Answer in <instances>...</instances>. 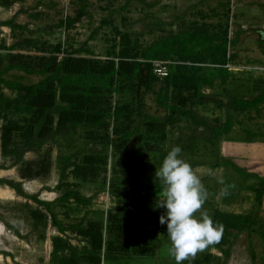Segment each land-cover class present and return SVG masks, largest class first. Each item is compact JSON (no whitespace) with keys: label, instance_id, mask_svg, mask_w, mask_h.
<instances>
[{"label":"trees","instance_id":"obj_1","mask_svg":"<svg viewBox=\"0 0 264 264\" xmlns=\"http://www.w3.org/2000/svg\"><path fill=\"white\" fill-rule=\"evenodd\" d=\"M17 1L20 0H0V7L9 8ZM86 15L87 3L79 0L75 15L59 20L52 27L69 29ZM149 24L159 29L165 23L152 18ZM0 26L27 28L12 18L1 21ZM115 32L128 45H122L114 58L95 57L86 47L87 43L65 51L61 57L58 55L60 44L49 56L0 53V151L2 157L9 160L8 165L1 163L0 169L16 166L22 178L18 181L0 177V186H7L17 196L33 202L35 207L29 210L33 221L44 225L48 219L55 228L57 233L51 237L50 252L53 264H117L135 255L154 257L164 242L158 236L157 217L163 208L157 207L161 196L150 183L133 189L138 178L140 153L146 148L156 154L155 163L159 166L169 151L165 146L169 139L168 127L176 131V143L186 138L187 149L193 152L198 142L213 145L223 135H228L236 113L258 111L264 105V77L255 78L244 93L237 90L239 85L235 87L230 81L234 74L226 65L235 54H230L228 47L239 44L242 29L229 39L228 27L218 32L208 26L193 25L172 35L157 37L144 48L139 44L142 33L131 41L127 34ZM95 34L93 30L89 39ZM258 42L264 52V38H259ZM24 45L41 46L35 39H27L10 48ZM1 48L4 45L0 44ZM153 61L166 62L165 77L152 72ZM11 71L40 78L25 83L22 76L7 78ZM240 84L245 87L244 82ZM148 92L152 93V100L163 115L143 113L144 96ZM124 93H128L127 99ZM209 105L223 111L222 122L216 117L210 121L199 112L198 107ZM136 113L142 121L131 127ZM79 130H82L84 145L58 156V182L54 187H45L47 191L56 192L57 197L48 201L39 198L37 193H27L22 181L47 177L53 146L72 147V138ZM134 136L146 139L126 153L125 173L108 176L112 152L116 155L122 151ZM254 137L264 139V130L248 133L246 139L251 141ZM28 152L35 153L37 158L25 160ZM218 165L229 167L245 181H255L247 186L253 193V206L246 213L214 209L211 218L223 227L220 240L183 264H228L233 245L243 233L249 239L251 262L264 264V249L257 257L252 239L255 236L264 245V219L260 215L264 177L247 172L230 160L223 159ZM68 177L108 185L113 203L105 217L101 212L97 218L87 217L86 213L76 222L65 223L60 219L63 210L58 211L56 207L63 209L71 204L88 207L92 202L91 197L81 194L79 183L69 182ZM224 187L228 190L224 197L233 195L236 186L232 182H224ZM6 225L20 235L14 226ZM71 235L78 239V244L72 243ZM211 248H216L221 256L212 255ZM0 253L9 256V253Z\"/></svg>","mask_w":264,"mask_h":264},{"label":"rangeland","instance_id":"obj_2","mask_svg":"<svg viewBox=\"0 0 264 264\" xmlns=\"http://www.w3.org/2000/svg\"><path fill=\"white\" fill-rule=\"evenodd\" d=\"M85 2L88 15L69 29L52 26L65 17H73L79 7V0H20L9 8L0 7V22L12 18L15 23L25 24L27 27L22 30L0 26V44L4 45L0 53L3 55L49 56L54 47L60 44L61 52L58 55L61 57L65 51H72L87 43L86 47L93 52L95 57L114 58L122 45H128L120 39L115 30L120 34H127L131 41L142 33V36H139L141 37L139 44L144 48L157 37L169 36L193 25L208 26L209 29L218 32L228 27L229 39L233 38L236 31L244 30L240 35L239 44L236 47H228V52L235 54V58L226 65L234 74L230 78L231 84L236 85L235 87L239 85L237 90L244 93L250 89L255 78L264 77V52L258 44V39L264 37V0H85ZM36 14L38 16H35ZM152 18L162 20L165 24L159 29L153 28L149 24ZM93 30H96V34L90 40L89 37ZM27 39H35L41 46L32 48L24 45L20 48H10L14 43ZM81 55L86 56L87 54L82 53ZM17 76H22V81L25 83L35 82L40 78L18 71H11L6 77ZM242 82L245 87L241 86ZM157 86L158 84L155 85V89ZM204 91H210V89L204 88ZM127 94H123L125 99L128 97ZM152 98V93L145 94L143 113L163 115L162 110L154 104ZM198 109L210 121H213L215 117L220 122L224 120L223 111L211 105L204 108L198 107ZM133 117L135 119L131 120V127L142 121L140 116L137 117V113ZM258 130H264V105L258 111L236 113L233 128L228 135H223L213 145L198 142L193 152L187 149L186 138L177 144L176 131H173L171 127L166 129L169 137L165 144L166 148L170 150L174 146L181 147L182 158L192 166L208 193L207 200L195 215L200 216L201 213H207L211 217L214 209L246 213L252 208L253 193L247 186L255 181L253 179L245 181L238 173L218 163L223 159L230 160L245 171L264 177V139L262 137H254L251 141L246 139L248 133ZM145 139V137L134 136L127 142V147L123 149L124 151L122 150L123 152L120 151L116 155L112 152L107 166V175L124 174L126 153ZM71 143L72 147L65 144L61 147L53 146L52 165L47 177H34L22 181L27 193H37L39 198L48 201L57 197L56 192L47 191L45 187H54L58 182V156L84 145L82 130L73 136ZM24 158L32 160L37 157L35 153L28 152ZM138 160V178L133 189L150 183L154 192L161 196L162 185L155 177V172L160 167L155 163L156 154L144 148ZM1 163L8 165L9 160L4 159L0 151ZM211 163L216 165L211 166ZM0 177L22 180L16 166L0 169ZM220 178L236 186L233 189V195L228 197L221 195L222 184L218 182ZM68 179L69 182L79 183L81 194L91 197L92 202L88 207L74 204L63 209L60 206L56 207L58 211L63 210V213L59 214L60 219L65 223L76 222L86 213H88L87 217L97 218L101 212L105 217L106 210L113 203L108 192V185L80 182L79 179L72 177ZM133 194L132 192L131 195ZM34 207L31 200L17 196L7 186H0V251L9 253V256L0 253V264H53L50 260L51 237L57 232L48 219L44 225L32 220L29 210ZM164 212L165 209L159 211L158 220ZM260 215L264 219V197ZM6 223L14 226L20 235L17 236ZM158 236L164 239V242L154 257L135 255L125 257L117 264H176L169 252L171 242L166 234V225L160 224ZM70 238L72 243H79L74 235ZM255 238V236L252 237L253 247L257 257H260L264 245ZM248 242L246 233L239 236L233 245L228 264H253L248 252ZM209 252L212 255L221 256L216 248H211Z\"/></svg>","mask_w":264,"mask_h":264},{"label":"clouds","instance_id":"obj_3","mask_svg":"<svg viewBox=\"0 0 264 264\" xmlns=\"http://www.w3.org/2000/svg\"><path fill=\"white\" fill-rule=\"evenodd\" d=\"M181 152L180 146L172 147L155 172L157 182L162 185V199L158 200L157 207L165 209L159 223L166 225L171 242L169 252L176 264H182L217 243L223 231L222 225L214 223L207 213L195 215L207 200L208 193ZM218 182L223 184V178ZM227 191V187L222 188L221 195H227Z\"/></svg>","mask_w":264,"mask_h":264},{"label":"built area","instance_id":"obj_4","mask_svg":"<svg viewBox=\"0 0 264 264\" xmlns=\"http://www.w3.org/2000/svg\"><path fill=\"white\" fill-rule=\"evenodd\" d=\"M152 72L162 78L165 77L168 73L166 62L163 61H153L152 63Z\"/></svg>","mask_w":264,"mask_h":264},{"label":"flooded vegetation","instance_id":"obj_5","mask_svg":"<svg viewBox=\"0 0 264 264\" xmlns=\"http://www.w3.org/2000/svg\"><path fill=\"white\" fill-rule=\"evenodd\" d=\"M264 38V37H263Z\"/></svg>","mask_w":264,"mask_h":264}]
</instances>
